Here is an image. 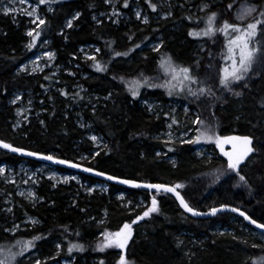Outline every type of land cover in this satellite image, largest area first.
<instances>
[{"label":"trees","instance_id":"obj_1","mask_svg":"<svg viewBox=\"0 0 264 264\" xmlns=\"http://www.w3.org/2000/svg\"><path fill=\"white\" fill-rule=\"evenodd\" d=\"M28 1L39 6L42 18L47 22L42 26V34L31 50L26 48L31 38L26 35L24 20L14 21L10 15L0 11V140L120 178L169 185L183 184L177 190L196 210L205 211L220 204H229L246 211L258 223H264V57L258 58L245 81L233 85L234 91L241 92L239 97L219 87H213L215 97L203 96L199 100L188 96L186 92L173 94V97L186 101L189 108L202 119L213 122L219 135L254 137L253 147L259 151L250 154L239 169L240 174L246 177V184L239 182V177L227 170V160L222 159L214 148V142H199L212 149L216 155L198 158L193 152L195 144L182 145L177 140L166 144L155 138L163 130L166 115L149 113L140 101L145 90L149 95L166 101L167 91L163 88L141 87L140 94L132 97L124 82L139 78L143 73L152 77L153 83H162L165 77L158 69V61L160 56L167 54L177 64L192 66L193 74L201 79L212 76L213 79L207 80V83L218 84L217 73L225 63L222 59L224 35L218 32L211 39L194 38L188 32L189 29L204 28L203 19L197 18H206L209 12L218 13L216 27H220L225 20L237 23L232 10L241 0H221L203 13L193 12L189 6L191 3L185 2L183 8L175 6L172 16L159 19L153 26L152 23L145 25L134 20L131 9L135 1L147 5V0H128L127 8L124 7V0L118 1V7L131 17V21L126 24H113L104 16L93 20L94 16L106 10L104 0H52L43 5L38 0ZM245 1L264 7V0ZM47 4L53 5L51 11L46 9ZM229 4L233 5L231 9L227 7ZM76 12L81 15L72 21V27L65 28L66 19ZM152 39L163 42L160 52L144 48ZM181 39H184L183 43ZM258 39L264 40V37L258 36ZM42 41H50L56 51L57 62L63 64L64 69L72 70L74 77L80 78L84 86L98 97L95 100L91 98L96 104L90 106L85 104L86 93L82 97L78 96L82 100L78 101L84 116L104 139L103 146L96 148V153L90 154L88 158L77 160L76 151L82 141L83 131L65 111L69 107L68 95L52 90L45 92L47 85H43L37 76H19L17 73ZM198 42L201 47L195 52V43ZM82 46H94L100 50L94 54L101 64L107 65L105 71H97L89 58L82 61L78 51ZM115 52H127V55L116 56ZM70 61L80 68L69 66ZM59 78V85L67 84L66 76L60 75ZM30 87L41 92L38 99L43 113L40 120H32L13 131L11 93ZM108 90H112L108 100L99 98L104 97ZM63 92L66 93L67 89ZM158 151L173 156L175 163H168L161 155L157 156ZM20 161L32 166L42 164L38 160L0 149V162L17 164ZM53 167L60 172H73L89 183L98 181L79 172ZM217 175L219 179H216ZM41 185L38 183L37 191L42 201L34 208L27 209L38 217L39 224L7 235L3 232L8 226L7 221L0 217V245L12 244L18 239L30 240L39 235L42 239L36 241V246L29 250L38 252L40 259L53 255L52 243L55 241L61 245L59 256L68 259L75 256L78 264L81 261L99 264L101 259L105 264H117V250H94L97 242L101 241L99 234L106 229L117 230L146 208L122 206L116 195L123 192L133 199L140 196L147 203L151 202L152 195H156L161 209L133 225V237L125 249V255L134 264H253L254 260L264 256V244L250 233V226L242 218L231 213H221L207 219L195 218L183 212L175 199L166 193L112 183H106V193L93 192L88 196L74 193L75 197L69 202L65 195L71 186ZM217 225L228 230L215 232ZM64 226H67V231ZM191 237L198 238V242H190ZM69 242L83 244L84 251L68 253ZM17 259L19 264H35L23 263L21 257ZM260 264H264V261Z\"/></svg>","mask_w":264,"mask_h":264},{"label":"rangeland","instance_id":"obj_2","mask_svg":"<svg viewBox=\"0 0 264 264\" xmlns=\"http://www.w3.org/2000/svg\"><path fill=\"white\" fill-rule=\"evenodd\" d=\"M119 0H113V3H105L107 5L106 10L100 14L94 16L96 19H98L101 16H104L106 20H111L113 24H126L128 21H131V17L127 15L124 11H122L117 3ZM221 0H153L154 4L158 5V8L156 11H153L147 5L139 4L138 1H135L132 4V13L134 20L138 21L141 24H150L152 23V26L154 24L158 23L159 19L169 17L165 16L164 13L171 11L172 15L174 14V7L176 8H183L185 2H190L191 5L190 8L193 10V12L196 13H203L205 11H201V5L203 3H208L210 6L217 4ZM245 4H254L247 2L245 0H241L232 10V16L235 21L236 20V14L242 10V7ZM4 5H9V0H3V4H0V8H2ZM256 5V4H255ZM11 7H14L17 9V11L10 13L12 19L14 21H23L24 20V26L26 27V33L30 28H34L35 25L32 23V18L29 17L26 13L27 11H30L33 6L37 7L38 14L42 18V12L40 11V8L37 4L32 3L28 0H25L24 3H21L20 0H12V3L9 5ZM119 12V15L113 14V8ZM52 4H47L46 9H52ZM141 12V17L138 19L136 17V12ZM179 11V10H178ZM176 11V12H178ZM3 12V11H2ZM4 13V12H3ZM75 15V14H74ZM74 15L69 16L65 21V28H67V22L72 19ZM171 15V16H172ZM148 17V22H143V17ZM96 19H93L94 21ZM73 21V20H72ZM238 22V21H237ZM178 30L175 29V33H177ZM29 37V36H28ZM160 39H152L149 41L147 45L144 46L146 50H153V48L161 44ZM184 42V39H181V43ZM29 43V42H28ZM27 43V44H28ZM201 47V43H195V52L198 48ZM96 47L94 46H82L79 48L80 52V58L82 61L84 59H88L90 56H95ZM45 51H50L55 53V57L52 60H49L47 57L43 56V53ZM37 57H40L39 60H37ZM195 55L193 54L194 58ZM70 66H74L76 68H80L77 64L74 65L72 61L68 63ZM64 65L57 62L56 59V51L53 47V44L50 41H42L38 44L34 54H32L24 63L23 65L18 69L17 73L19 76H37L38 80L42 81L43 85H47V90H52L55 93L61 92V90L65 91L67 89V95H68V102L69 107L65 110L67 111V114L69 117H72L73 123L83 131V138L82 141L80 140L79 148L77 149V160H82L84 158H88L90 154L96 153V148L103 146L104 139L103 137L98 133L96 127L91 123L89 119H87L84 116V112L81 109V104L78 100V96L82 97L83 93H86V105L93 106L96 104L94 100L97 97L96 94L93 93V91H90L87 89L83 82L80 81V78L74 77V74L72 70L69 68L64 69ZM23 67L24 70H21ZM192 67V66H191ZM35 68V71L32 69ZM60 75L66 76L65 82L66 85H59L58 81L60 80ZM45 77H48L47 79ZM81 78H85V76H80ZM41 92L38 89H35L34 87L27 88L25 90L17 89L12 91L10 96V104L12 105V118H11V128L13 131L22 128L23 126L33 121L40 120V116L43 113L42 111V104L41 101L38 99ZM143 98L141 99L142 106L146 108V110L149 113H156V116H158L160 113H168L169 115L166 116L163 130L158 132L154 137L160 139V141H167L169 140V133H171L172 140L179 141L180 139H191L196 133L195 128L197 125L192 124L191 122L196 118L198 115L195 111H192L187 102L180 100L178 98H175L172 96L167 95V100H161L160 97L155 95H149L147 90L143 92ZM19 95L21 97L20 100H18L15 104H12L11 101L15 99V97ZM112 95V90H108L106 95L103 98L108 100L110 96ZM93 98L94 100H91ZM82 101V100H80ZM145 101L147 103H145ZM152 105V110H148V105ZM187 108V113L185 109ZM17 109H23L24 111L21 112L19 115L17 114ZM26 117V119H25ZM171 117H174L177 121H179L178 124H172ZM172 125L171 128L168 127V125ZM177 126V127H176ZM192 128L193 131L188 132V129ZM187 132V136H182L181 133ZM217 132V131H216ZM218 133V132H217ZM97 137L96 141H93L91 137ZM214 148L217 149V151L221 154L222 159L227 160L226 157L222 155L220 152V149L216 147L214 143ZM76 148V147H74ZM224 148L226 151L231 150V145L225 144ZM76 150V149H75ZM159 152V151H158ZM156 152V155L157 153ZM194 154L198 158L207 157L210 158L211 156H215L216 154L213 152V150H209L204 144L202 143H196L194 145ZM164 160H166L168 163H175V159L173 156L166 155L165 153L159 152ZM215 154V155H214ZM0 166H3L5 168V173L0 175V187L2 188V191H0V217L2 220L7 221L8 226L4 228L3 232L7 235H12L17 231H23L25 229H29L37 224H39V219L36 215H33L30 213L27 209L28 208H34L36 205H38L39 202H41V198L38 195V183H41L42 187L45 186H57L62 185L64 187L71 186L70 184L73 183L70 188L66 192V197L68 201L70 202L72 197L74 198V193H77V196L80 194L82 196H88L89 194H92L93 192H98V194L106 193L107 192V185L104 182L101 181H93L92 183L83 181L78 177L77 174L73 172H60L56 170L55 167L42 163L39 165L32 166L28 164L26 161H20L17 164H8L4 162H0ZM75 177V179H73ZM44 180V181H43ZM27 181V183L25 182ZM54 187V186H53ZM91 188L92 191L89 192L88 189ZM29 191L35 193V196L33 198H26L25 196H21L20 193L23 192L27 194ZM12 196V197H11ZM117 199L121 202V205L130 208H144L150 205V201L147 203L143 200L140 196H137L136 199H133L129 197L127 194L120 192L116 195ZM8 209H11L9 211ZM143 212V211H142ZM141 212V213H142ZM140 213V214H141ZM139 214V215H140ZM29 218H32V220L37 221V223H32V220ZM14 225H19V228L15 231H5V229H12ZM123 225V224H122ZM121 225V226H122ZM120 226V227H121ZM119 227V228H120ZM118 228V229H119ZM117 229V230H118ZM108 231H116V230H109ZM134 230V227H133ZM228 230L225 227H222L220 225H217L214 228L215 232H224ZM250 233L256 237L264 244V233L255 230L254 228L248 229ZM105 231V230H104ZM103 231V232H104ZM99 238L101 241L103 240V237L100 236ZM198 238L191 237L190 242L195 243ZM53 255L52 256H46L43 259L39 258L38 252L35 250H28L24 253L23 257H21V261L29 262V263H35L36 260H40L45 262L46 264H78L75 261V256H72L70 259L59 256V253L61 251H58L56 248L57 242H53ZM0 247H12L13 250L19 251V247L16 246V243H4L1 244ZM113 250H117V256L119 259L120 250L115 248H110ZM18 258V257H17ZM91 263V262H90ZM80 264H87L85 261H81Z\"/></svg>","mask_w":264,"mask_h":264},{"label":"snow or ice","instance_id":"obj_3","mask_svg":"<svg viewBox=\"0 0 264 264\" xmlns=\"http://www.w3.org/2000/svg\"><path fill=\"white\" fill-rule=\"evenodd\" d=\"M21 3H24L25 0H20ZM52 0H38L40 5L51 3ZM105 3H113V0H104ZM149 7L156 11L158 8L157 4L151 3V0H147ZM12 3V0H9V5ZM0 4H3V0H0ZM9 5H4L0 8V11H3L6 15L17 11L16 8L11 7ZM128 0H124V7L127 8ZM210 4L203 3L201 5V11H208L210 9ZM228 9L233 7L232 4H229ZM51 11V9H49ZM29 17L32 18V23L35 25L34 28H30L26 35L31 39L29 43L26 45L28 50H31L35 45L37 38L42 34V26L46 25V20L41 18L38 14L37 7L33 6L30 11L26 13ZM113 14L119 15V12L113 8ZM136 17L139 19L141 17V12L137 11ZM81 15L80 12H76L75 15L67 22V27H72V20L78 18ZM165 16H171V11L164 13ZM218 18L217 12H209L206 18H197L203 19L205 23V27L199 30L193 28L189 29L188 35L194 38L206 37L213 38L216 33H222L225 37V45L224 51L222 54V59L225 63L219 68L217 73L218 76V84H209L207 80L213 79L212 76H207L205 79H201L199 76H196L192 72L191 66L177 64L171 55H162L158 61V69L164 74L165 79L162 83H153L152 77L146 76L143 73L140 74L139 78H132L130 81H124V78L120 79L125 82V86L128 91L131 93L132 97H137L140 94L141 87L148 88H163L167 91L169 96L173 94L186 92L188 96L193 97L199 100L203 96H213L215 97V92L213 91V87H219L221 90H227L232 93L234 96L239 97L241 92L234 91L233 85L235 82H243L248 78L250 71L253 68V65L257 62L258 58L264 57V40L258 39V36L264 37V7L255 5V4H245L242 7V10L236 14L237 23L229 22L225 20L220 27H216V21ZM93 19H96L93 17ZM187 19L191 20L192 17H187ZM143 22H148V17H143ZM97 23H100L97 20ZM131 39V37H129ZM161 44L156 45L153 48V51L160 52ZM135 47H139V45H135ZM97 52L100 50L97 49ZM114 55L121 56L127 55V52L120 53L115 52ZM43 56L47 57L49 60L54 59L55 53L50 51H45ZM94 63L93 66L97 71L103 72L106 70L107 65L101 64L99 60L93 55L88 57ZM40 57H37L39 60ZM211 68V65H209ZM21 70H24L23 67ZM35 71V68L32 69ZM46 79L48 77H45ZM247 85H245L246 87ZM63 95H67V93L61 90ZM219 99V97H216ZM21 97L17 95L15 99L11 101L12 104H15ZM145 103H147L145 101ZM148 110H152V105H148ZM23 109H17V114L19 115L23 112ZM187 113V108L185 109ZM165 115H169L165 113ZM26 119V117H25ZM172 124H178L174 117H171ZM43 123V122H41ZM192 124L197 125L195 128V135L191 139H180V144H196L201 141L214 142L216 147L220 149V152L224 157L227 158V170L234 172L239 177V182L247 183L246 177L240 174V166L242 162L245 161L250 154L259 151L258 149L253 147L254 137L251 135H228L221 136L215 130V125L213 122L206 121L201 118L200 115H197L196 118L191 122ZM169 128L172 125H168ZM193 131L192 128L188 129V132ZM187 132L181 133L182 136H187ZM169 135V140L165 141L166 144L172 143L171 133ZM93 141L97 140V137H91ZM225 144L231 145V150L226 151L224 148ZM0 148L10 150L14 153H25L29 156L33 157H41L44 160L54 161L60 164L70 165L71 167L80 168L81 165L79 163H72L70 160L66 159H57L55 156L48 154L44 155L40 152L35 151H27L22 147H13L12 144L4 142L0 140ZM170 151L172 149H169ZM161 155L159 152L157 156ZM83 159V157H82ZM86 172H93L95 169L93 168H84ZM5 173V168L0 166V175ZM100 176L106 175L104 172L97 173ZM75 179V177H73ZM110 180H118L119 178L116 176H108ZM216 179H219V175H217ZM27 183V181H25ZM120 183L131 185L133 187H143L145 189H154L157 193H173L175 194L176 199L179 201L180 207L183 208L186 212L191 213L193 216L204 215V213L198 212L194 207L190 206V204L185 200V198L177 191L178 188H182L183 184H164V183H141L132 179H123L119 181ZM55 186V185H53ZM89 192L92 191L91 188L88 189ZM21 196H25L26 198H33L35 193L29 191L27 194L21 192ZM11 211V209H8ZM159 201L156 195L151 196L150 205H148L145 210L135 217L131 222H125L118 230L112 232L107 229L104 232L100 233V236L103 237L102 241H98L94 250L104 252L105 249L115 248L120 250L119 259L117 260V264H134L133 261L127 259L125 255V249L129 245V241L133 237V225L138 221L146 217H150L153 213L160 212ZM225 210H230L234 213H238L244 220L249 221L251 224L256 225L260 229H264V223H258L257 220L253 219L246 211H241L239 207H231L229 204H220L219 207H211L208 210V214L215 216L217 213ZM32 220V218H29ZM32 223H37V221L32 220ZM19 228V225H14L12 229H5V231L15 232ZM65 231H67V226H64ZM79 235V233H77ZM235 239V237H233ZM264 238V237H262ZM41 236H34L30 240H16V246L19 247V251L13 250L12 247H0V264H19V260L17 257H22L25 252L29 249L34 248L35 242L41 240ZM179 243V242H178ZM256 247V245H253ZM264 247V246H262ZM57 250L59 251L61 248L60 244L56 245ZM74 250L83 252L84 245L80 243L69 242L67 251L68 253H72ZM264 261V256L253 261V264H260V262ZM35 264H42L40 260H36ZM99 264H105V261L101 259Z\"/></svg>","mask_w":264,"mask_h":264},{"label":"water","instance_id":"obj_4","mask_svg":"<svg viewBox=\"0 0 264 264\" xmlns=\"http://www.w3.org/2000/svg\"><path fill=\"white\" fill-rule=\"evenodd\" d=\"M4 142H5V141H4ZM7 143H8V142H7ZM13 147H15V146H13ZM0 149H3V148H0ZM3 150L8 151V152H10V153H12V154H15V155H18V156L24 157V158H29V159L38 160V161H40V162H42V163H45V164H49V165H52V166H58V167H62V168L68 169V170H72V171H75V172H79V173L85 174V175H87V176H90V177H92V178H94V179H96V180H98V181L104 182V183H112V184H115V185H120V186H125V187H133V186H131V185H126V184H123V183H120V182H119L120 180H123V179H125V178H120V177H118V178H119L118 180H110V179H108V176H113V175H110V174H107V173H106V175H104V176H100V175H98L97 173H98V172H102V171H99V170H96V169H95V171H93V172H86V171H84V168H89V167L84 166V165H82V164H80V163H79V164L81 165V167H80V168H75V167H71L70 165L60 164V163H56V162H54V161L44 160V159H42L41 157H33V156H29V155H27V154H25V153H14V152H12V151H10V150H7V149H3ZM27 151H30V150H27ZM44 155H48V154H44ZM56 158H57V159H62V158H58V157H56ZM72 163H76V162H72ZM116 177H117V176H116ZM138 182H139V181H138ZM141 183H151V182H141ZM133 188H137V187H133ZM139 189H145V188H143V187H139ZM145 190L156 192L154 189H151V190H149V189H145ZM177 191H178V190H177ZM166 194L172 196V197L175 199V201L177 202L178 206L180 207L179 201L176 199L175 194H173V193H166ZM218 207H219V206H218ZM180 208H181V207H180ZM181 209H182V211L185 212L187 215L192 216V217H195V218L207 219V218H211V217H212V215L208 214V210H209V209H207V210H205V211L197 210V211L200 212V213H204V215H197V216H193L191 213L186 212L183 208H181ZM221 213H231V214H234V215H236V216H239L240 218H242V219L244 220V218L241 217L238 213H234V212H232V211H230V210L221 211V212H219V213H217V214H221ZM244 221H245V223H247L250 227L254 228V229L257 230V231H260V232L264 233V229H260V228H258L256 225L251 224V223H250L249 221H247V220H244Z\"/></svg>","mask_w":264,"mask_h":264},{"label":"bare ground","instance_id":"obj_5","mask_svg":"<svg viewBox=\"0 0 264 264\" xmlns=\"http://www.w3.org/2000/svg\"><path fill=\"white\" fill-rule=\"evenodd\" d=\"M49 165V164H48ZM72 171V170H71ZM75 172V171H74ZM139 189V188H138ZM141 190H145V189H141ZM146 191H148V190H146ZM153 192V191H152ZM181 209V208H180ZM182 210V209H181Z\"/></svg>","mask_w":264,"mask_h":264}]
</instances>
